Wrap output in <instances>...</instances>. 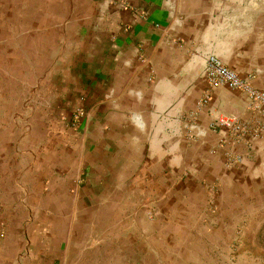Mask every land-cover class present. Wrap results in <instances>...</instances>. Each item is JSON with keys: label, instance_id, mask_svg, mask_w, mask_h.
Segmentation results:
<instances>
[{"label": "crops", "instance_id": "1", "mask_svg": "<svg viewBox=\"0 0 264 264\" xmlns=\"http://www.w3.org/2000/svg\"><path fill=\"white\" fill-rule=\"evenodd\" d=\"M209 51L264 91V0H0V264H264V127L209 130L260 118L197 109Z\"/></svg>", "mask_w": 264, "mask_h": 264}, {"label": "built area", "instance_id": "2", "mask_svg": "<svg viewBox=\"0 0 264 264\" xmlns=\"http://www.w3.org/2000/svg\"><path fill=\"white\" fill-rule=\"evenodd\" d=\"M206 64V80L208 88L197 102V109L203 108L210 100V89L214 86H225L244 93L248 100V106L257 112L259 119L244 120L235 113L219 114L209 124V130L214 132L225 131L222 143L229 141L251 142L258 137L264 127V91L255 87L249 77H240L229 69L223 61L213 52L209 51L203 55ZM195 114H190L185 120V135L187 137H200L204 135L203 129L197 126ZM235 157L228 158L227 163L232 164Z\"/></svg>", "mask_w": 264, "mask_h": 264}, {"label": "rangeland", "instance_id": "3", "mask_svg": "<svg viewBox=\"0 0 264 264\" xmlns=\"http://www.w3.org/2000/svg\"><path fill=\"white\" fill-rule=\"evenodd\" d=\"M238 236H241V235H239V231H237V233H236ZM259 236H261V232H259ZM263 236H264V232H263ZM10 238H11V235H10V231H6L5 229H4V227H3V225H2V222L0 221V246L2 245V244H4V242L5 241H7V243L9 242V240H10ZM12 245V244H11ZM10 245V246H11ZM20 254H23V252H21V251H19V253H18V257H17V259L19 260V258H20ZM11 264V263H10ZM16 264H19L18 263V261L16 262Z\"/></svg>", "mask_w": 264, "mask_h": 264}]
</instances>
